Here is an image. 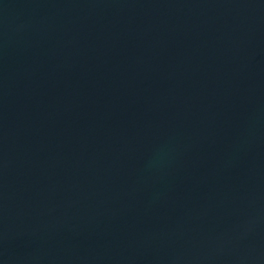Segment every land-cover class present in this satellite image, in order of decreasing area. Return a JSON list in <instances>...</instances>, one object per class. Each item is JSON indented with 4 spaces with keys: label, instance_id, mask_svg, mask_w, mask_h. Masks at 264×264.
I'll use <instances>...</instances> for the list:
<instances>
[{
    "label": "water",
    "instance_id": "water-1",
    "mask_svg": "<svg viewBox=\"0 0 264 264\" xmlns=\"http://www.w3.org/2000/svg\"><path fill=\"white\" fill-rule=\"evenodd\" d=\"M0 264H264V0H0Z\"/></svg>",
    "mask_w": 264,
    "mask_h": 264
}]
</instances>
